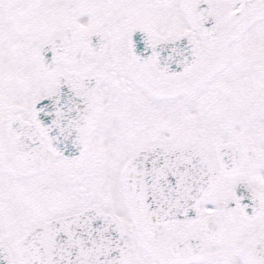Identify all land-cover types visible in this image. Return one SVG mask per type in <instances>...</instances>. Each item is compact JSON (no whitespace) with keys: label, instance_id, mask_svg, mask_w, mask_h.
<instances>
[{"label":"snow or ice","instance_id":"6c2138e0","mask_svg":"<svg viewBox=\"0 0 264 264\" xmlns=\"http://www.w3.org/2000/svg\"><path fill=\"white\" fill-rule=\"evenodd\" d=\"M0 264H264V0H0Z\"/></svg>","mask_w":264,"mask_h":264}]
</instances>
